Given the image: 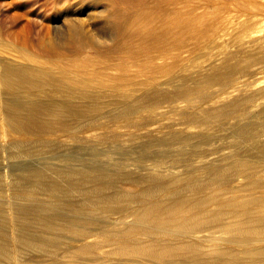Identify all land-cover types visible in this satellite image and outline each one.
Wrapping results in <instances>:
<instances>
[{"label":"bare ground","instance_id":"1","mask_svg":"<svg viewBox=\"0 0 264 264\" xmlns=\"http://www.w3.org/2000/svg\"><path fill=\"white\" fill-rule=\"evenodd\" d=\"M207 2L211 10L201 11L206 18L205 27L193 47L213 48L217 58L211 61L209 56L213 52L209 50L194 58L187 48L185 67L192 74L185 80L177 78L175 63H163L156 64L153 77L133 91H124L117 83L105 87L92 85V89L78 88L47 72L44 74V70L34 64L18 65L0 56L3 95L11 96L9 101H1L0 139L18 133L16 135L28 138L32 135L33 142H46L59 132L74 136L69 138H79L77 132L82 130H91V136L93 131L99 130V135L100 127L111 128L116 121L127 139L133 141L137 135L135 129L142 126L149 131L158 125L161 127L160 115L178 109L179 121L169 118L171 122L165 124L169 129L160 136L159 143L167 147L182 144L164 151L177 159L175 165H169V161L167 168L166 164L156 162L158 165L148 167L152 171L140 176L132 175L135 165L125 172L120 171L121 174L102 167H73L67 169L75 173L71 178L42 169L29 171V177L26 173L16 176L13 172H0V193L10 189L13 195L12 199L5 198L8 200L6 214H0V252L3 254L0 264L18 259L28 247L41 254H54L53 239L63 242L68 251L87 254L97 251L107 240L114 246L115 254L137 255L142 261L153 259V264H187L186 258L192 259L194 264H264V101L260 100L264 96V84H256L250 76L255 71H250L252 62L264 63V49L258 52L248 49L252 41H259L251 38V19L256 8L253 0ZM107 21L102 24L109 27ZM67 23L68 30L53 37L59 47L67 48L76 37L96 42L92 36L85 35L84 24L72 20ZM260 41L259 44H264V39ZM192 67H197V71L191 70ZM203 68L205 72L198 71ZM162 75L163 82L159 80ZM197 76H203L205 84L218 97L208 99L206 95H199ZM162 83L171 88L166 85L163 88ZM49 90H64L66 95L62 92L64 97L57 99ZM112 95L119 97L113 100ZM172 97L180 100L181 107H174L173 101L166 103ZM106 107L112 109L110 113L105 112ZM72 116L77 118L74 123L69 121ZM166 116L163 115L161 121L168 120ZM146 118L150 121L146 122ZM182 126L187 132L169 131ZM211 129L214 132H208ZM218 129L234 137V142L230 139L233 148L225 150L232 146L227 143L229 138L222 139L226 141L224 145H228L225 149L221 141L223 151L214 144L213 139H220L214 136ZM68 135L64 136L68 138ZM22 140L17 138V143H11L14 146L10 147L0 142V152L1 149L8 155L30 152L31 149L20 147ZM247 146H252L256 154ZM213 154H220L224 162L214 163ZM162 157L167 161L164 160L167 157ZM143 160L145 164L146 159ZM187 161L195 166L184 167ZM142 168L137 166L136 169ZM164 170L168 174L165 175ZM201 172L208 176H202ZM141 181L146 184L140 188H122V184L136 185ZM72 190L76 198L70 196ZM37 194L43 195L45 200L53 199L55 205L65 210L49 212L42 205H15L17 198ZM11 240L15 242L13 245ZM85 263L87 261L82 262Z\"/></svg>","mask_w":264,"mask_h":264},{"label":"rangeland","instance_id":"2","mask_svg":"<svg viewBox=\"0 0 264 264\" xmlns=\"http://www.w3.org/2000/svg\"><path fill=\"white\" fill-rule=\"evenodd\" d=\"M253 1L256 14L251 19L253 27L251 38L253 37L260 41L261 38L262 40L264 39V0ZM210 7L207 0H0V56L6 61L18 65L34 64V66L44 70V74L47 72V75L56 76L58 80L69 82V84H73V86L78 88L92 89V87L94 88V86L99 84L105 87L110 83H117L122 90L133 91L135 88L140 87L143 82L153 77V73H155L153 70L156 64L162 65L163 63H175L177 78L185 80L192 74V71H186L185 50L187 48L188 50L191 49V55L194 58H199L202 53H206L208 50L212 52L214 50L202 45L193 47L194 41L202 37L205 27L206 18L201 11H207V8L210 9ZM121 17L123 18L121 19ZM70 19L75 21L76 24H84L86 28L84 29L85 35L92 36L96 42H85L76 37L70 43L72 45L74 42L73 46L68 47L69 44L67 48L64 46L62 48L61 45L59 47L53 37L56 34H64L68 30L67 22L71 21ZM103 21H107L108 25L112 26L103 25ZM81 28L83 29L82 26ZM208 34L211 33L208 32ZM242 40H245V38ZM259 41H252L248 45V49L254 52L263 50L264 44H259ZM54 47L56 48L54 49ZM216 58L217 56L214 52L209 56L211 61L216 60ZM196 68L193 69L192 67L191 70L197 71ZM252 69L253 71L255 69V71L250 74L251 78L256 81V84L263 85L264 63L254 61L251 63L250 71ZM202 70L205 72V68L198 71L202 72ZM163 77L162 75L159 78L161 82L165 80V77ZM126 79H129L130 82L125 83ZM196 81L199 95H206L208 99L218 97V94L205 84L203 76H197ZM89 84L91 85L89 86ZM165 85L162 83L161 86L164 88ZM166 86L169 89L171 88V86ZM3 88V83L0 82V107L2 100L6 101L5 99H7L9 101L11 97L9 94L7 96L6 92V95H3ZM45 91L48 92L47 90ZM49 91L52 92L53 90ZM42 92L43 94L45 93L44 91ZM53 92L57 99L64 97H62L65 93L64 90L58 92L54 90ZM62 92L64 93L62 94ZM109 93L111 92L109 91ZM48 94L51 96V93L48 92ZM48 94L44 95L48 96ZM44 95L43 97H45ZM53 95L52 97H54ZM117 97L112 95L110 99L117 100ZM179 99L181 100L182 98L180 97ZM180 100L177 97H172L166 103L173 101L176 104L174 107H181L178 103ZM260 100L264 101V96H261ZM111 110V108L106 107L105 112L110 113ZM177 110H167L163 114L166 116V113H168L166 116L168 120L165 117V121H161L164 118L163 115H160L161 119L158 122L161 127L158 125V128L149 131H146L145 127L142 126L135 129V134L137 135L132 139L133 141L127 139L124 129L120 128L116 121H113L111 128L100 127L102 134L107 133L102 137H99V135H102L100 132L99 135L97 134L99 130H92V136L90 135L91 130L89 132L82 130L77 132L80 135L79 138H69L74 136L59 132L55 135L53 134V136L51 135L53 140L33 142V140H30L32 135H29L30 137L28 138L27 135H16L18 133H14L15 135L5 139L1 138V144L9 147L14 146L17 143L15 141L17 138H23L20 147L31 150L26 153L8 155L5 149H1L0 172L3 174L13 172L17 176V174L25 175L26 173L27 175L29 171L42 169L49 174L60 172L64 176L71 178L75 173L67 169L73 167L84 169L102 167L107 171H116L121 174L135 165L132 168L135 173H132V175L140 176L152 171L148 167L153 165L166 164L165 167H167L169 161V165H175L177 159H174V156L171 158L164 151L180 147L182 144L174 143L172 147H167L159 143V138L169 129L168 127L166 128L165 124L171 118L173 122L179 121L180 111ZM173 116H175L174 119ZM69 121L72 123L76 122V116H72ZM145 121H150V118H146ZM196 130L199 133L202 132L201 129ZM169 131L187 132V129L182 126V128L170 129ZM224 131L222 130V132ZM208 132L214 131L211 129ZM216 133L217 136H214L220 137V139H215L220 144L215 139L213 141L219 149L222 144L223 148L228 147V145H224L226 141H223V138H229L227 143L230 142V139L233 142L235 140L228 132H226L228 136L226 133H221L220 129ZM94 134H97L98 137ZM218 134L226 136H218ZM64 135H68V138ZM93 136L97 138L94 139L95 137ZM221 141L223 142L222 144ZM247 147L250 148L252 154H256L252 146ZM230 148H233V145L229 149H224L228 151ZM11 149H17V147H11ZM221 149L220 151L224 150ZM162 152H164V155H161ZM165 153L169 156L165 155ZM162 156L167 157V159H164L167 161H163L164 157ZM195 156L197 157L196 154ZM143 158L146 159L145 164L142 163L144 161ZM211 158L214 163L224 162L220 154H213ZM159 159H161L160 161L163 164ZM140 163H142V166ZM186 165H188L187 168L189 166L194 167L195 163L187 161L184 162L183 166L185 167ZM137 166L138 168L143 167L147 172L143 168L136 169ZM137 170L138 172L143 170L140 172L142 174L136 173ZM120 171L123 172L120 173ZM165 171V175L168 174L167 170ZM200 174L205 177L208 176L206 172H201ZM158 180L161 181L162 178H158ZM145 184L146 181H141L136 185L122 184V188L131 190L132 188H140ZM4 188L6 189V187ZM106 191H111V189H106ZM11 192L9 189L7 192L0 193V214H6L7 201L11 197L13 198V195H10ZM1 194L4 196H1ZM70 196L77 197L73 190L70 192ZM6 197L8 200L5 199ZM53 202V199L52 201L51 198L45 200L43 195L37 194L17 198L15 205L19 207L42 205L49 212H63L65 210L63 206L55 205ZM52 241L56 243L54 254H41L37 250L28 247L23 249L22 256L16 260L14 258L10 259L7 264H33L34 262V264H82L85 261H87L85 264H153L154 262L153 259L142 261L137 255L115 254L114 246L107 240H104V244L97 251L88 252L89 254L81 251L73 253L68 251L67 246L63 242L59 243V240L56 239ZM14 243L11 240V245ZM2 257L3 254L0 252V258ZM27 259L28 261H25ZM128 259L134 261L130 262ZM186 262L187 264H192L193 260L186 258Z\"/></svg>","mask_w":264,"mask_h":264}]
</instances>
